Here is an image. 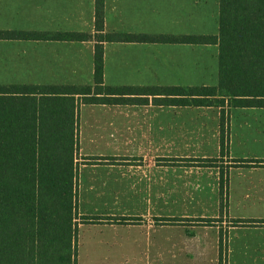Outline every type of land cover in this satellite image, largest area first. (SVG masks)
I'll return each mask as SVG.
<instances>
[{"label": "crops", "instance_id": "obj_1", "mask_svg": "<svg viewBox=\"0 0 264 264\" xmlns=\"http://www.w3.org/2000/svg\"><path fill=\"white\" fill-rule=\"evenodd\" d=\"M215 5L105 0V30L205 35L194 32L213 25ZM95 20L96 0H0V30L95 36ZM213 44L105 42V84L162 86L146 82L195 78L208 63L199 49ZM95 46V38L0 39V80L91 85ZM200 109L221 114L217 106H163L152 97L143 104L80 100L77 264H264V154H237L226 125L222 155L221 121L200 119ZM238 135L247 139L243 131ZM236 159L259 161L232 166ZM234 171L240 176L235 187Z\"/></svg>", "mask_w": 264, "mask_h": 264}, {"label": "trees", "instance_id": "obj_2", "mask_svg": "<svg viewBox=\"0 0 264 264\" xmlns=\"http://www.w3.org/2000/svg\"><path fill=\"white\" fill-rule=\"evenodd\" d=\"M104 5L96 0L95 36L0 30V39L96 40L91 85L0 84V264H77L80 100L143 104L152 97L163 106L220 107L222 155L228 149L227 108L264 107V0H220L219 33L213 36L108 32ZM145 41L217 43L218 84L106 85L104 43ZM233 161L238 166L259 160Z\"/></svg>", "mask_w": 264, "mask_h": 264}, {"label": "rangeland", "instance_id": "obj_3", "mask_svg": "<svg viewBox=\"0 0 264 264\" xmlns=\"http://www.w3.org/2000/svg\"><path fill=\"white\" fill-rule=\"evenodd\" d=\"M219 0H215V19L213 25L209 24L207 31L198 30L194 32L195 34H205V35H214L219 33ZM201 47L198 51L199 56L203 57L207 55V69L205 72L198 73V76L195 78H182L178 80H147V85L161 84L164 83H178V85H217L219 81V45L208 46L207 49H202ZM203 59H205L203 57ZM11 80H0V84H8ZM26 81V80H18ZM81 81V82H80ZM86 80H76L73 83L83 84L86 83ZM12 83V82H11ZM15 83V82H14ZM21 83L23 82H16ZM89 83V82H88ZM91 83V82H90ZM93 83V82H92ZM227 113V129L231 128V138L233 139V147L239 155H244L246 153H263L264 154V107H240V106H230ZM187 112V111H185ZM195 115L198 114L200 119H210V120H219L221 121V114L218 109L212 111H204L200 109L197 112L194 111ZM183 117H187L183 115ZM239 131H243L247 134V139L241 142V137L238 135ZM255 135L260 136L259 142H256L253 137ZM256 142V143H255ZM211 152V150H209ZM239 174L234 171L230 177V182L233 187L237 185V182L240 181ZM242 178V177H241ZM251 213V212H249ZM79 216L77 215L76 218ZM79 219V218H78ZM79 221V220H78Z\"/></svg>", "mask_w": 264, "mask_h": 264}]
</instances>
